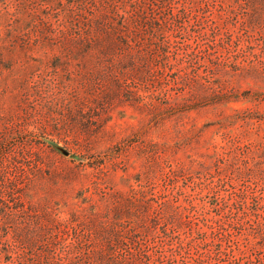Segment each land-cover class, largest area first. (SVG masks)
<instances>
[{
  "label": "rangeland",
  "instance_id": "rangeland-1",
  "mask_svg": "<svg viewBox=\"0 0 264 264\" xmlns=\"http://www.w3.org/2000/svg\"><path fill=\"white\" fill-rule=\"evenodd\" d=\"M0 264H264V0H0Z\"/></svg>",
  "mask_w": 264,
  "mask_h": 264
}]
</instances>
